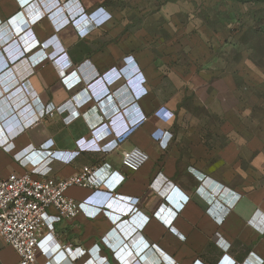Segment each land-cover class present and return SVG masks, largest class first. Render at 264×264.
<instances>
[{
  "label": "crops",
  "instance_id": "1",
  "mask_svg": "<svg viewBox=\"0 0 264 264\" xmlns=\"http://www.w3.org/2000/svg\"><path fill=\"white\" fill-rule=\"evenodd\" d=\"M20 3L0 0V177L24 173L30 151L46 141L70 150L103 117L115 116L121 124L129 115L117 113L120 107L133 103L132 110L139 107L149 116L114 151L84 152L71 164L52 162L58 178L87 165L104 163L97 179L115 169L100 188L73 186L67 194L121 218L80 212L65 219L51 208L44 231L49 244L81 251L74 264H120L113 249L133 250L127 257L132 264H264V139H241L240 114L224 107L216 86L223 75L196 61L171 63L145 46L153 24L145 20L141 0ZM100 8V17L111 18L99 28L83 33L84 27L74 26L83 19L71 23ZM65 48L63 62L69 59L76 74L69 77L70 71L61 76L53 63ZM125 57L139 72L109 99L93 102L91 79L115 65L125 67ZM56 107L61 112L51 115ZM13 113L23 126L15 129L14 117L6 131L1 123ZM158 127L169 130L167 147L152 136ZM134 146L149 154L136 172L122 165L123 150ZM140 239L150 245L138 254L134 244ZM47 258L38 253L41 264ZM18 260L0 238V264ZM51 262L69 264L55 255Z\"/></svg>",
  "mask_w": 264,
  "mask_h": 264
},
{
  "label": "built area",
  "instance_id": "2",
  "mask_svg": "<svg viewBox=\"0 0 264 264\" xmlns=\"http://www.w3.org/2000/svg\"><path fill=\"white\" fill-rule=\"evenodd\" d=\"M31 1L32 0H20V6L24 7ZM102 11L105 12L104 9L100 8L90 13H83L71 23L73 24L79 19H89L93 16L94 20L91 24V29H97L111 18L107 13L106 16L100 17L99 14ZM87 32L88 30L84 27L83 33ZM13 37L16 38L17 35L14 33ZM63 57L66 59L68 58L66 48L63 53L53 59V63L59 68L61 76H65L68 71H70L68 67L71 64L69 59L66 62H63ZM125 59L126 62L132 64L131 75H136L140 68L134 63V60L130 59V57H125ZM117 68L121 69L122 66L115 65L104 73H99L98 77L91 81L90 89L92 88L97 92L102 90L104 88L102 76L107 74L115 76V70ZM68 75H70V72L66 77H69ZM71 75L73 76L76 74ZM69 80L71 79L65 78L66 82H69ZM76 81L82 80L76 79ZM99 82L101 85L97 84ZM120 83L121 82L118 84ZM80 86L81 85L71 87L70 90H76ZM101 101L104 100L100 99L98 96L93 98V102ZM40 107L44 110L46 105L43 104ZM128 107L129 105L127 107H120L118 113L122 114L123 111H125V113L130 112L131 109ZM138 109L139 108L135 109L138 114L136 121L141 120L140 123H142V125L138 123L133 127L121 129L118 131L117 136L111 134L112 139L109 140V138H107L103 142L98 143L93 140L92 133L106 134L107 130L110 129L111 119L103 117L101 124L89 130L88 134L76 140V143L81 146L82 150H84L83 152H80L77 145H75V150H63L58 149L53 140L49 143L46 141L30 151L32 159L26 164L27 169L24 173L19 174L12 172L5 177H0V238L6 245L11 246L18 254L19 260L16 264H41L38 259V253H42L48 257V260L44 264H52L51 257L53 255L57 256L59 261L64 260L68 261L69 264H74L77 257L82 254L81 251H72V244L63 245L59 242H56L53 245L49 244L44 231L49 229L46 217L51 208L55 209L57 214L65 219H73L80 212L89 217L106 214L114 221L121 218L119 215L117 219H114L112 216L113 214L110 211L101 207H95L83 201H78L67 194L68 189L73 186L100 188L109 176L114 173L115 169L111 167L108 173H106L101 179H97L96 177L98 173L104 168V163L100 165H87L79 172L69 177L58 178L53 174L54 167L52 166V162L62 164L73 163L75 159H73L72 151H75L79 157L84 152L108 153L118 149L137 128L142 127L144 123L149 121V116L147 114H143L142 116L139 114L140 112H138ZM56 112H61L58 107L52 110L50 114L52 115ZM14 117H16L14 126L17 127L20 125V122L15 113L3 120L2 123H10V119ZM40 122L41 120L28 127L24 132L38 126ZM120 127L122 126L120 125ZM152 136L159 141L163 147L168 146L169 141L165 137V132L157 130L152 133ZM11 143L14 146L13 140ZM42 153H46L44 157H41ZM148 160L149 154L137 146L123 150L122 152V165L132 172L141 169ZM52 232L53 230H51L50 233ZM105 241L109 243L107 237H105ZM142 243L143 245H141ZM149 245L150 243L140 239L139 242L134 244V247L135 249L141 248L140 251H137L139 254ZM116 251L118 252L117 254L119 258L123 260L125 264H132L127 257L130 253H133V250L128 252H125V249ZM235 264L241 263L237 262Z\"/></svg>",
  "mask_w": 264,
  "mask_h": 264
},
{
  "label": "rangeland",
  "instance_id": "3",
  "mask_svg": "<svg viewBox=\"0 0 264 264\" xmlns=\"http://www.w3.org/2000/svg\"><path fill=\"white\" fill-rule=\"evenodd\" d=\"M141 2L145 20L153 24L145 31V46L171 63L196 61L221 73L216 86L224 107L240 114L241 139L263 140L264 0Z\"/></svg>",
  "mask_w": 264,
  "mask_h": 264
},
{
  "label": "clouds",
  "instance_id": "4",
  "mask_svg": "<svg viewBox=\"0 0 264 264\" xmlns=\"http://www.w3.org/2000/svg\"><path fill=\"white\" fill-rule=\"evenodd\" d=\"M93 20H94L93 16H91L89 19L85 18L83 20L77 21L74 24V26L76 27L77 31H80L82 27H86V28L91 27V24H92ZM131 65H132L131 63L126 62L125 67H123L121 69L117 68L115 70V76H110L108 74L107 75H103L102 79H103V82H104V88L102 90L98 91V92L91 88L90 90H91L92 97L95 98V96H98L102 100L109 99L112 96L113 91H114V89L117 86H121V85L125 84L130 78H132V76H131ZM68 69L70 70V75L74 74L73 72H75V69H73V63L72 62L70 64V66L68 67ZM97 77H98V75L95 78L91 79V81H93ZM119 82H121V83L118 84ZM132 104L133 103H131V105H129V107H128V108L131 109L130 112L127 113L129 115L128 119L126 121H123L121 124H119V123L117 124V117H115V116L104 117L106 119H111L110 129H108L106 134H104L105 136H103V134L92 133L93 140H95L98 143L103 142L107 138H109V140H110V139H112L111 138V134H114V136H117L118 131H120L121 129H125L126 127H133L136 124L140 123L141 120L140 121H136L137 120L136 117H137L138 114H137V112L135 110H132ZM138 112H140L139 114H141L142 116H143V114L145 115V113H143V111L140 108L138 109ZM117 113H118V111H117ZM122 115H124V116L126 115L125 111L122 112ZM120 118H122V116H120ZM18 120L20 122V125H18L17 127L14 126L15 129L20 128V127L23 126V123H22V121H21V119L19 117H18ZM1 125L3 126L4 130H6V131L10 127V126H8V122L2 123ZM120 125L122 127H120ZM140 125H142V123H140ZM92 126L93 125L89 126V130L95 128L98 125H96L95 127H92ZM25 130H23L21 132V134L24 133ZM157 130L165 132V137H166L167 132H169L168 129L162 128V127H158ZM75 145H77V147L80 150V152L84 151V150H82L81 146H79L76 142H75ZM75 149L76 148L74 147L73 149H70V150H75ZM45 154L46 153H42L41 157H44ZM72 155H73V159H76L78 157V154L75 151H72ZM112 251H113V255L117 259V261L120 264H125L123 262V260H121L119 258L118 254H117L118 252L116 251V249H113ZM138 259H140V258H138Z\"/></svg>",
  "mask_w": 264,
  "mask_h": 264
}]
</instances>
